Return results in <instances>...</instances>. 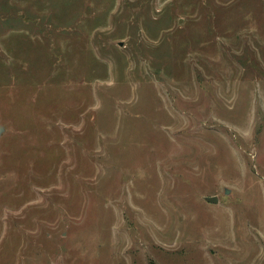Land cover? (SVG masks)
<instances>
[{
	"label": "rangeland",
	"instance_id": "1",
	"mask_svg": "<svg viewBox=\"0 0 264 264\" xmlns=\"http://www.w3.org/2000/svg\"><path fill=\"white\" fill-rule=\"evenodd\" d=\"M0 125V264H264V0H0Z\"/></svg>",
	"mask_w": 264,
	"mask_h": 264
},
{
	"label": "water",
	"instance_id": "2",
	"mask_svg": "<svg viewBox=\"0 0 264 264\" xmlns=\"http://www.w3.org/2000/svg\"><path fill=\"white\" fill-rule=\"evenodd\" d=\"M4 132V127L0 125V136L1 134ZM229 193V190H225L224 191V194H228ZM204 200L208 203H211V204H216L218 202V198L216 196H213V197H206L204 198Z\"/></svg>",
	"mask_w": 264,
	"mask_h": 264
}]
</instances>
